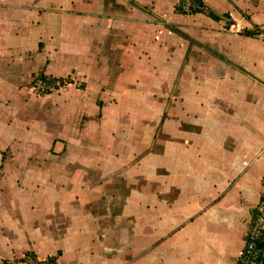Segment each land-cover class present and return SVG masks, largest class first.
Here are the masks:
<instances>
[{
    "label": "crops",
    "instance_id": "0c3cea01",
    "mask_svg": "<svg viewBox=\"0 0 264 264\" xmlns=\"http://www.w3.org/2000/svg\"><path fill=\"white\" fill-rule=\"evenodd\" d=\"M201 2L0 0V264H238L264 0Z\"/></svg>",
    "mask_w": 264,
    "mask_h": 264
},
{
    "label": "built area",
    "instance_id": "2783aa9c",
    "mask_svg": "<svg viewBox=\"0 0 264 264\" xmlns=\"http://www.w3.org/2000/svg\"><path fill=\"white\" fill-rule=\"evenodd\" d=\"M199 9L196 0H176L175 10L181 14H194ZM234 32H238L234 29ZM254 36L264 42V29H257ZM58 85V83H56ZM32 90L39 94L49 86L36 76L32 81ZM257 243L261 246L258 247ZM264 262V178L258 203L250 220L249 229L245 235L244 246L239 257V264H262Z\"/></svg>",
    "mask_w": 264,
    "mask_h": 264
},
{
    "label": "trees",
    "instance_id": "16d2710c",
    "mask_svg": "<svg viewBox=\"0 0 264 264\" xmlns=\"http://www.w3.org/2000/svg\"><path fill=\"white\" fill-rule=\"evenodd\" d=\"M196 1H197L198 6H199V9H197V11H195V12H199V11L203 10V4H202L201 0H196ZM38 76L49 86V88H47L44 91H41L39 93L41 95H45V94L50 93L51 89L56 86V83H60V84L64 83V80L58 81L56 79L46 78L43 75H38ZM253 213H254V211H253ZM257 246L260 247L261 245L259 243H257ZM25 261H28L30 264H57L55 259L52 257L47 258L44 261H38L33 255H29L27 258H25ZM238 264H239V261H238ZM262 264H264V262Z\"/></svg>",
    "mask_w": 264,
    "mask_h": 264
},
{
    "label": "rangeland",
    "instance_id": "374dc122",
    "mask_svg": "<svg viewBox=\"0 0 264 264\" xmlns=\"http://www.w3.org/2000/svg\"><path fill=\"white\" fill-rule=\"evenodd\" d=\"M59 86H60V84L58 83V85H56L54 88L51 89L50 93H51L52 91H54L55 89H57ZM39 95H41V94H39Z\"/></svg>",
    "mask_w": 264,
    "mask_h": 264
}]
</instances>
